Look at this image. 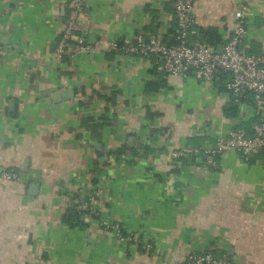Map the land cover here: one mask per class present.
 Wrapping results in <instances>:
<instances>
[{
    "label": "crops",
    "instance_id": "crops-1",
    "mask_svg": "<svg viewBox=\"0 0 264 264\" xmlns=\"http://www.w3.org/2000/svg\"><path fill=\"white\" fill-rule=\"evenodd\" d=\"M82 1L90 50L58 55L68 0H0V264H181L209 250L264 264V155L229 151L209 168L203 154L172 156L235 123L252 133L264 102L237 104L223 76L207 85L115 47L140 34L174 44L175 0ZM245 1L260 53L264 0H196L198 40L221 53ZM87 199V226L70 228L65 213Z\"/></svg>",
    "mask_w": 264,
    "mask_h": 264
},
{
    "label": "built area",
    "instance_id": "built-area-1",
    "mask_svg": "<svg viewBox=\"0 0 264 264\" xmlns=\"http://www.w3.org/2000/svg\"><path fill=\"white\" fill-rule=\"evenodd\" d=\"M196 0H175L174 17L177 21L174 44H168L155 35H138L133 43L118 46L126 53L141 58H153L158 66L172 75H183L194 72L204 84L215 85L223 71L228 72L225 81L226 91L233 101L243 104L245 93H251L259 103L264 102V48L260 53H251L247 20L251 14L248 1L241 3L235 11L236 28L223 44V51L216 49L199 39L194 14ZM82 0H68V18L64 25L58 47V55L74 51L90 50L83 35H78V27L84 13ZM212 133V132H211ZM214 143L203 149H192L190 152L173 151L176 160L187 158L191 154L201 156L206 167H217L219 156L235 151L249 157L264 155V119L252 126V133L235 123L228 133L222 131L212 133ZM202 157V156H201ZM2 177L6 180H17L14 172L4 171ZM89 200L95 205L100 199L99 190L89 187L86 191ZM96 212V209L94 207ZM117 227V226H116ZM129 240L140 241L137 237ZM144 248L152 250L153 244L145 242ZM233 255L229 252L216 255L214 251L191 253L181 264H233Z\"/></svg>",
    "mask_w": 264,
    "mask_h": 264
},
{
    "label": "trees",
    "instance_id": "trees-1",
    "mask_svg": "<svg viewBox=\"0 0 264 264\" xmlns=\"http://www.w3.org/2000/svg\"><path fill=\"white\" fill-rule=\"evenodd\" d=\"M63 29H64V27H63ZM218 43H219V41H217V42H213L212 43V45L211 46H217L218 45ZM221 76H223V81L224 80H226L227 79V77H228V72H226V71H223L222 73H221V75H220V77ZM252 94L251 93H245V95H244V97L242 98V100L245 102L246 101V98L248 97V96H251ZM107 123H106V120L104 119V118H102V121H101V123H99V124H94V129H100L101 130V128L104 126V125H106ZM142 148H138L137 149V151H136V148L135 149H133V152H134V154L136 155V154H138L139 153V151L141 150ZM145 149V148H144ZM126 150L125 149H123V150H121V152L119 153V154H124V152H125ZM98 179H97V177H95L94 178V180H93V183L95 184L96 183V181H97ZM87 203L83 206V207H81L80 206V204L79 203H75V204H72L71 206H70V208L67 210V212L65 213V215H64V217H63V222L67 225V226H69L70 228H76V227H81V228H84V227H86L87 226V224L82 220V217L85 215V214H88V213H91V205L89 204V201H88V199H87V201H86ZM79 206H80V208H79ZM86 206V207H85Z\"/></svg>",
    "mask_w": 264,
    "mask_h": 264
},
{
    "label": "water",
    "instance_id": "water-1",
    "mask_svg": "<svg viewBox=\"0 0 264 264\" xmlns=\"http://www.w3.org/2000/svg\"><path fill=\"white\" fill-rule=\"evenodd\" d=\"M13 105V104H12Z\"/></svg>",
    "mask_w": 264,
    "mask_h": 264
}]
</instances>
